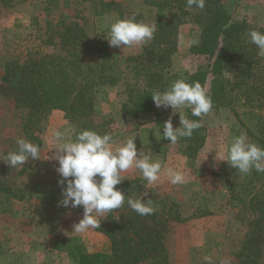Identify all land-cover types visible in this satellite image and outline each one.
<instances>
[{
  "label": "rangeland",
  "instance_id": "obj_1",
  "mask_svg": "<svg viewBox=\"0 0 264 264\" xmlns=\"http://www.w3.org/2000/svg\"><path fill=\"white\" fill-rule=\"evenodd\" d=\"M221 1L232 22L246 20L252 27L264 28V0ZM102 2H113V9L99 14L104 10ZM171 12L169 8L150 6L145 0H0V158L16 149L18 138L39 145L41 153L40 159L15 168L0 161V264H73L57 245V240L69 236L80 238L89 252H111L110 239L103 232L73 231L83 216L82 207L64 208L58 203L63 185L57 183L60 176L56 171L58 161L53 158L56 149L52 148L51 131L65 126L76 129L78 123L56 108L30 119L28 109L19 100V69L7 83L1 82L4 66L13 59L23 60L30 50L56 49L59 32L68 22H75L80 32L88 36L90 44L82 43L79 49L83 63L93 60L98 48H103L108 61L115 62L117 67V83L99 86L94 91V121L104 125L105 133L112 134L115 144L133 137L138 155L141 150H150L153 160L159 159L186 176L183 185H171L162 176L157 185L142 190L155 200L175 202L184 217L183 221H169L161 227L144 221V236L159 240L162 245L158 253L166 256L163 262L158 257L153 264H209L205 257L210 258V264H264V173L253 170L241 176L226 162L215 161V150L219 152L232 137L244 133L231 109L222 108L200 118L204 143L188 156L179 140L169 143L159 133L170 117L173 127L179 126L178 113L172 114L170 107H156L153 112L135 114L123 107L129 100L138 64L148 65L152 60L141 57L144 48L148 52L152 41L163 39L156 30L146 44L122 50L109 46L108 26L117 18L133 16L138 22L156 25V20H169ZM193 12L173 32L175 46L167 55V66L159 69L158 61L154 62L156 68L152 70L164 79L168 71L185 79V73L206 70L212 62L190 51L200 34ZM154 49L156 56L159 51ZM257 59L264 66V56H259L258 50ZM162 64L161 61L159 65ZM209 79L210 76L205 89ZM140 92L141 88H133L131 95ZM122 176L130 177L123 181L139 177L146 184L138 170H129ZM114 215L117 217L118 213L115 211ZM101 227L113 230L108 213L102 217Z\"/></svg>",
  "mask_w": 264,
  "mask_h": 264
},
{
  "label": "trees",
  "instance_id": "obj_2",
  "mask_svg": "<svg viewBox=\"0 0 264 264\" xmlns=\"http://www.w3.org/2000/svg\"><path fill=\"white\" fill-rule=\"evenodd\" d=\"M145 2L150 6L169 8L172 12L169 20H156L158 35L163 40L152 41L148 52L147 47L144 48L145 52L141 57H150L152 60L148 65L140 62L138 71L135 70L136 78L130 88L129 100L123 104L127 112L138 114L155 111L156 106L151 97L153 91L166 89L179 78L175 73L169 74L168 71L164 79L161 73L152 69L156 68L155 60L158 61L159 69L167 66V55L175 46L173 32L179 25L188 21L190 12L194 10L193 19L200 29V34L198 42L191 46L190 51L208 57L212 62L206 70L185 73V80L189 83L198 81L204 87L210 76L209 87L206 89L213 101L210 113L222 108L231 109L239 130L264 148V66L258 62V49L249 42L248 36L250 30L264 32V28L252 27L246 20L232 22L221 0H206L203 10L195 6L188 8L187 0ZM102 3L104 10L99 14L113 9V2ZM68 24L59 32V44L56 49L49 52L30 50L23 60L13 59L11 64L4 66L1 82L7 83L16 69H19V100L23 101V106L28 109L30 119H37L39 114L56 108L65 111L69 118L78 123L76 131L90 129L102 135L105 133L104 125L96 123L93 119L94 91L99 86L117 83V67L115 62L108 61L103 48H98L97 56L93 60L83 63L80 60L82 51L79 49L82 43L90 44L88 36L85 32H80L75 22ZM162 43L166 44V47L161 46ZM154 47L159 51L156 56ZM86 52L88 50H85ZM161 61L163 64L159 65ZM133 88H141L142 92L131 95ZM186 114L190 120L200 119L193 117L190 110H186ZM179 142L184 146V152L190 156L202 147L204 135L196 129L191 138H180ZM116 187L126 197L125 204L120 209L108 213V223L114 224L113 230L106 227L95 228L110 239V254L89 252L81 239L74 236L57 240L58 249L64 252L73 264H153L158 257L163 262L165 254L160 256L158 253V247L162 243L144 236L143 223L147 220L153 226L161 227L169 221H183L184 217L176 203L163 198L155 200L148 194L145 196L142 191L144 185L139 177L123 181ZM141 197L151 198L157 211L148 216H140L134 212L128 206L127 199ZM115 211L118 213L117 217L114 215ZM120 230L128 234L125 235Z\"/></svg>",
  "mask_w": 264,
  "mask_h": 264
},
{
  "label": "clouds",
  "instance_id": "obj_3",
  "mask_svg": "<svg viewBox=\"0 0 264 264\" xmlns=\"http://www.w3.org/2000/svg\"><path fill=\"white\" fill-rule=\"evenodd\" d=\"M205 3L206 0H187V7L195 6L203 10ZM156 30L155 24L138 22L134 16L117 18L108 26L106 39L110 47H122L123 50L125 47L146 44L154 38ZM248 36L249 42L257 47L258 55L264 56V32L253 29ZM151 97L157 108L170 107L172 114H179V126L174 128L170 117L163 122V132L158 129L160 137L172 144L180 138H191L194 130L202 127L200 119H188L184 110H190L193 117L202 119L213 108L212 98L201 83H189L183 78L173 81L164 91L153 92ZM50 139L54 144L52 148L56 149L53 158L58 161L56 171L60 179L57 183L63 185L59 206L83 208L82 218L73 227L78 234L100 227L102 217L125 204L126 195L116 186L130 177L122 176V173L138 170L146 181V189L157 185L162 176L171 185L187 182L183 171L167 166L159 159L153 160L150 150H141L138 155L133 137L122 144H115L111 133L101 135L94 130L76 131L71 126H65L63 129H53ZM16 145V149L8 152L0 161L15 168L29 160L40 159L39 145L24 138H18ZM215 161L217 164L226 162L241 176L251 174L253 170L264 173V148L250 141L246 133H241L232 137L219 152L215 150ZM127 204L140 216L152 215L157 211L151 198H128ZM205 260L210 264L209 257H205Z\"/></svg>",
  "mask_w": 264,
  "mask_h": 264
}]
</instances>
